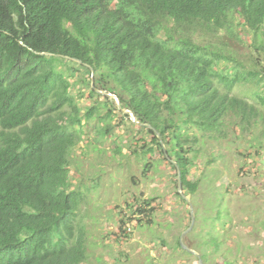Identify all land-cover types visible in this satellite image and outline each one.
<instances>
[{
	"label": "trees",
	"instance_id": "16d2710c",
	"mask_svg": "<svg viewBox=\"0 0 264 264\" xmlns=\"http://www.w3.org/2000/svg\"><path fill=\"white\" fill-rule=\"evenodd\" d=\"M263 59L264 0H0V264H88L72 173L88 125L139 128L144 176L159 150L186 195L205 141L250 135L261 158Z\"/></svg>",
	"mask_w": 264,
	"mask_h": 264
},
{
	"label": "rangeland",
	"instance_id": "374dc122",
	"mask_svg": "<svg viewBox=\"0 0 264 264\" xmlns=\"http://www.w3.org/2000/svg\"><path fill=\"white\" fill-rule=\"evenodd\" d=\"M243 89L247 86L235 92L240 95ZM123 125L117 115L104 140L88 125L85 144L74 151V187L82 188L85 198L77 217L87 225L88 264H199L180 247L183 237L188 248L206 255L203 264H264V152L259 158L250 135L231 132L227 139L198 146L202 154L189 177L198 190L187 194L196 215L192 227L189 205L177 190L178 174L170 161L157 150L144 176L150 160L133 154L142 150L140 129ZM136 200L143 207L150 203L148 213H134ZM129 204L136 206L130 209Z\"/></svg>",
	"mask_w": 264,
	"mask_h": 264
},
{
	"label": "water",
	"instance_id": "95a60500",
	"mask_svg": "<svg viewBox=\"0 0 264 264\" xmlns=\"http://www.w3.org/2000/svg\"><path fill=\"white\" fill-rule=\"evenodd\" d=\"M42 55H45V56H53V54H50V53H45V54H42ZM60 57H62V56L60 55ZM64 57H65V56H64ZM65 58L68 59V60L71 59L72 61H74V62H76V63L82 64V61H80V60H78V59H74V58H70V57H65ZM92 78L94 79V75H93ZM92 86L94 87V80L92 81ZM96 91H97V93H99V94H101V95L107 97V98L110 99V100H115V102H116V106H117L118 109L121 111V113H122L123 115H127V114H129V115H130V118L132 119V121H133L134 123H137V124H138L135 115H134L130 110L122 108V107H121V104H120V102H119V100H118V98H117L115 95L110 94V93H108V92H106V91L99 90V89H97ZM159 137H160V136H159ZM160 139H161V138H160ZM161 142H162V140H161ZM162 144H163V143H162ZM163 147H164V151H165V153H166V156L169 157L168 154H167V149H166V147H165L164 144H163ZM261 163L264 165V157H263V159L261 160ZM176 167H177V173H178V191H179L180 195L182 196V198H183L185 201H187V203H188V205H189V211H190V215H191V226L193 227V225H194V223H195V220H196V215H195V211H194V206H193L192 201L189 199V197L184 193V185H183V179H182V172H181V170H180V168L178 167L177 164H176ZM191 226H190L189 228H191ZM183 238H184V237H183ZM183 238L181 239V246H182L185 250H187V251H189L190 253H192L193 255H195V256L198 258V260H199V264H203L204 261H203V258L201 257V255H200L198 252H196V251L191 250L190 248H188V246L185 244Z\"/></svg>",
	"mask_w": 264,
	"mask_h": 264
},
{
	"label": "clouds",
	"instance_id": "9594fccd",
	"mask_svg": "<svg viewBox=\"0 0 264 264\" xmlns=\"http://www.w3.org/2000/svg\"><path fill=\"white\" fill-rule=\"evenodd\" d=\"M93 77V76H92ZM131 119V118H130Z\"/></svg>",
	"mask_w": 264,
	"mask_h": 264
}]
</instances>
